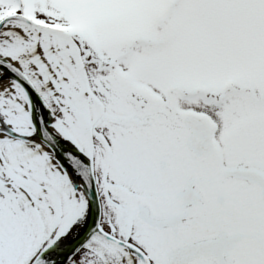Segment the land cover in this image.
Here are the masks:
<instances>
[{
	"label": "snow or ice",
	"instance_id": "obj_1",
	"mask_svg": "<svg viewBox=\"0 0 264 264\" xmlns=\"http://www.w3.org/2000/svg\"><path fill=\"white\" fill-rule=\"evenodd\" d=\"M0 264H264V0H0Z\"/></svg>",
	"mask_w": 264,
	"mask_h": 264
}]
</instances>
